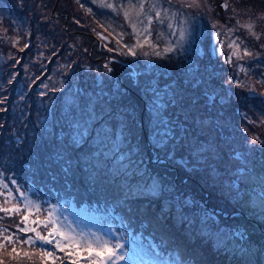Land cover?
Listing matches in <instances>:
<instances>
[{
	"label": "rangeland",
	"instance_id": "obj_1",
	"mask_svg": "<svg viewBox=\"0 0 264 264\" xmlns=\"http://www.w3.org/2000/svg\"><path fill=\"white\" fill-rule=\"evenodd\" d=\"M161 1L190 15L170 40L192 50L157 55L154 31L130 49L121 14L105 31L89 0H0V208L19 209L0 211V264H93L82 238L134 264L126 212L150 201L147 225L264 264V0Z\"/></svg>",
	"mask_w": 264,
	"mask_h": 264
},
{
	"label": "trees",
	"instance_id": "obj_2",
	"mask_svg": "<svg viewBox=\"0 0 264 264\" xmlns=\"http://www.w3.org/2000/svg\"><path fill=\"white\" fill-rule=\"evenodd\" d=\"M89 1L103 11L99 14V17L102 21H104L105 25L102 24L101 26L105 31L107 29L115 31V29H113L115 25L117 26L116 20H114L115 14L118 12L121 14L123 21L126 22V25L128 24V26L131 27L128 30V36H130L131 41L127 42V47L130 49H133L135 46L138 47V41L140 44L147 46V43L144 42L145 37H147V40L151 42V45H154L152 43L154 40L152 38L149 39V36H151L150 33L154 31L155 33L162 32L163 35V38H161V50L158 52L159 55L163 56L164 53L168 52L166 51L167 49H171V52L174 53H176V51L185 53L192 50V42L189 43L187 41L186 35L184 36V40L180 41V43L176 40V43L174 44V42L170 40L172 39L173 31L176 30L178 19L181 17L188 18V16H190L184 13L180 8L170 6L168 3H162L161 0H158L159 5L152 6L151 8L149 7L147 10L144 5L145 0H103V3H101V0ZM140 2L143 5L142 9L140 7ZM105 4H111L113 7H106L104 6ZM126 5L128 6L125 7ZM163 5L164 8L157 12V10H159ZM130 6L132 8L134 7L137 11L130 14L128 11ZM125 12L128 13L127 17L125 16ZM167 19L168 21L172 19V22L168 23ZM149 20H151V23H149ZM189 20H192V17H190ZM133 26H135V30ZM191 26L193 28V25ZM145 28H147V32L144 31ZM99 48L104 50L105 45H101ZM38 178L39 177H36L37 180ZM20 180L24 179L20 177ZM79 188H74V191L72 192V201L76 200L75 194L80 192ZM50 199L54 201V198ZM55 200L57 199L55 198ZM126 204H124L125 208ZM136 205L137 202L129 206L127 209L128 212L126 213L132 217V220L135 222V227H137L138 224L137 219H140L143 233L133 236H135L140 243L143 244L144 248L147 249L145 251L146 254L167 260L170 264H224L223 259L220 257L215 256L212 253H206L207 248L205 245L201 246V240H184L183 242L182 238H184V234L191 236L190 234H187V231L184 228L185 226H180L179 228H177L178 226H174V229L176 230H173L170 220L167 219H165V223H162L159 226H155L151 222L147 225L143 218H147L148 213L153 215V212L151 211L155 205L153 201H150L148 204H142L139 202V204L137 206ZM19 230L22 234L26 235L27 241L29 238H32L31 236L33 232L30 234L26 225L23 224ZM55 236L56 235H53L52 238H55ZM50 244L51 243L45 242L43 244V248L47 251L51 250L53 245L49 248Z\"/></svg>",
	"mask_w": 264,
	"mask_h": 264
},
{
	"label": "snow or ice",
	"instance_id": "obj_3",
	"mask_svg": "<svg viewBox=\"0 0 264 264\" xmlns=\"http://www.w3.org/2000/svg\"><path fill=\"white\" fill-rule=\"evenodd\" d=\"M101 3H103V0H101ZM192 4H196L197 0H191ZM104 6L106 7H113L111 4H105ZM226 6V5H225ZM141 9L143 8V5H140ZM128 13L125 12V16L127 17ZM149 23H151V20H149ZM134 30H135V26ZM244 27L248 28L249 30H251L252 26L251 25H244ZM145 32H147V28L144 29ZM145 43H151L150 41L147 40V37H145ZM138 46H142V44H140V42L138 41ZM229 47H233L232 44L229 45ZM238 45H236V49H238ZM166 51H171V49H167ZM249 53L247 51L244 52V55H248ZM157 55H159V53H157ZM233 55L237 56V58H239V54L237 50L233 51ZM9 196H11V193L8 194ZM8 201L6 200V203ZM0 211H4L5 214H8L11 211H15L16 213H19V209H7V208H0ZM23 230V229H22ZM39 236V234H37ZM41 240H44L46 243H52L51 240L46 239L45 237H39ZM66 239L69 240V242H71L72 238L71 237H65ZM5 240H7L9 243H12V238L9 236H5L4 237ZM26 243H33V241L31 240V238H29L28 241H26ZM57 246H60L61 241H57ZM80 243H82L83 245L91 248L92 244H95L96 247L99 249V251L95 252V256L92 257V261L93 264H116V261L118 260H122L124 259L123 255L119 254L116 250L121 248L122 245H120L119 243L113 244L111 247H108L109 242L108 241H102L99 238H96L94 240H92L91 242L88 241L86 238H82ZM3 245H0V247H2ZM13 251H15V248H13ZM47 254V253H46ZM19 255V254H17ZM25 255H27V253H25ZM73 264H76V262L74 261Z\"/></svg>",
	"mask_w": 264,
	"mask_h": 264
},
{
	"label": "flooded vegetation",
	"instance_id": "obj_4",
	"mask_svg": "<svg viewBox=\"0 0 264 264\" xmlns=\"http://www.w3.org/2000/svg\"><path fill=\"white\" fill-rule=\"evenodd\" d=\"M100 33V32H99ZM99 35H102V36H104L102 33H100ZM92 36V35H91ZM96 41L98 42V39H96ZM97 45H99V46H101V45H103L104 46V44L99 40V43H97ZM91 46H94V44H91Z\"/></svg>",
	"mask_w": 264,
	"mask_h": 264
}]
</instances>
